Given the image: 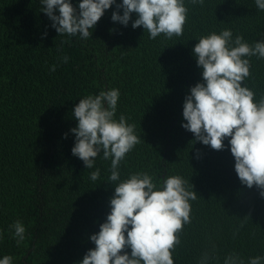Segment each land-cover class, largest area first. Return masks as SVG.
I'll list each match as a JSON object with an SVG mask.
<instances>
[{
    "label": "trees",
    "instance_id": "16d2710c",
    "mask_svg": "<svg viewBox=\"0 0 264 264\" xmlns=\"http://www.w3.org/2000/svg\"><path fill=\"white\" fill-rule=\"evenodd\" d=\"M71 3L78 10L80 0ZM184 5L183 34L171 39H151L142 26L133 29L135 13L126 27L113 22L115 4L90 29L92 36L81 39L58 36L41 0H0V259L80 264L95 248L90 236L106 222L115 186L137 172H147L157 188L179 175L198 195L189 201L190 222L178 233L174 264H200L205 254L204 264H224L232 253L245 264L264 256V197L256 186L241 184L230 138L217 151L194 142L182 127L185 97L203 82L195 44L225 29L250 45L264 40V11L255 0ZM245 58L250 75L242 86L258 102L264 97V59ZM113 88L120 92L115 118L123 114L141 139L120 162L115 182L109 180L111 160L102 153L91 169L72 155L70 131L78 123L72 111L79 100ZM97 168L100 177L92 181ZM17 220L26 229L19 245L9 228Z\"/></svg>",
    "mask_w": 264,
    "mask_h": 264
},
{
    "label": "clouds",
    "instance_id": "9594fccd",
    "mask_svg": "<svg viewBox=\"0 0 264 264\" xmlns=\"http://www.w3.org/2000/svg\"><path fill=\"white\" fill-rule=\"evenodd\" d=\"M41 3V11L58 36L79 35L81 39L92 36L90 29L113 4L116 7L113 22L126 27L135 13L138 18L132 22V28L142 26L151 39L161 34L167 39L182 35L188 11L184 0H122V3L80 0L78 10L71 0H41ZM192 3L203 6L204 0ZM255 5L264 11V0H255ZM193 54L197 66L202 68L203 82L191 87L185 97L186 123L182 127L194 134V142L217 151L224 150V140L230 138V152L241 184L248 188L256 186L264 197V97L254 102L255 93L242 86L250 75V61L245 57L264 59V40L250 45L242 35L233 39L232 31L225 29L219 34L202 36ZM62 59L67 63L69 57ZM55 70L53 65L51 71ZM119 97V90L113 88L80 99L72 111L78 123L70 130L75 135L72 155L82 160L86 169H91L102 153L103 159L111 160L109 180L113 182L120 181V162L141 142L134 124H129L123 114L118 120L115 118ZM99 177V168L90 173L92 181ZM187 183L175 175L166 177L163 187L157 188L147 172L133 173L120 181L110 198L111 211L106 222L100 225L98 233L90 236L95 248L86 252L80 264H174L172 252L180 244L178 233L190 222L189 201L198 196L186 188ZM9 228L14 230L16 243L23 242L26 231L23 223L17 220ZM129 248L130 255L126 251ZM208 259L205 254L200 264ZM0 264H13V257L5 255ZM224 264H245V261L232 253ZM247 264H264V256L250 257Z\"/></svg>",
    "mask_w": 264,
    "mask_h": 264
}]
</instances>
